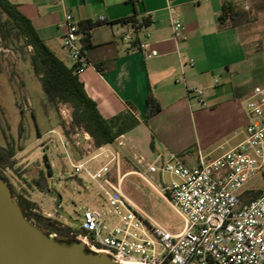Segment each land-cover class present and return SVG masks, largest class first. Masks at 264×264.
<instances>
[{"label":"crops","instance_id":"crops-1","mask_svg":"<svg viewBox=\"0 0 264 264\" xmlns=\"http://www.w3.org/2000/svg\"><path fill=\"white\" fill-rule=\"evenodd\" d=\"M10 1L18 5L39 38L67 66L72 63L57 25L66 11L78 21L82 50L89 61L78 77L87 95L106 119L130 114L138 120L123 134L122 158L133 157L134 152L152 158L155 151L168 148L185 164L189 165L190 159L197 164L198 148L196 154H183V141L178 142L183 131L176 130L174 119L178 115L183 118V103L187 104L189 118L192 101L196 100L198 107H210L229 120L238 101L264 82V0H173L186 36L179 42L172 38L166 0ZM143 20L146 24L141 27ZM138 41L148 42L149 50L157 51V55L146 57L136 50ZM191 58L193 65H189ZM187 87L201 88V98L188 97ZM149 93L161 107L149 119L156 129L152 141L143 122ZM165 111H170L166 116L170 121L164 118ZM139 128L147 132L148 138L147 134L141 139L129 136ZM141 130L138 132L143 133ZM242 134L244 137V130ZM49 163L53 172L55 163ZM30 200L42 215H55L41 211L46 201L42 197L32 196Z\"/></svg>","mask_w":264,"mask_h":264},{"label":"built area","instance_id":"built-area-1","mask_svg":"<svg viewBox=\"0 0 264 264\" xmlns=\"http://www.w3.org/2000/svg\"><path fill=\"white\" fill-rule=\"evenodd\" d=\"M166 9L172 38L176 42L185 39L184 25L174 12L173 0H166ZM57 26L62 29L68 59L80 74L89 61L83 54L79 23L66 11ZM135 48L146 57L157 55V51L149 50L146 41H138ZM189 65H193L192 58ZM186 93L188 97L201 98L203 90L187 87ZM243 103L247 117L243 139L216 157L199 153L193 166L185 164L174 151L162 148L152 158L134 152L136 169L122 172L123 134L112 144L93 147L89 156L76 161L66 151L70 176L86 177L108 208L84 210L76 229L64 224L59 212L46 217L66 225L68 236L83 242L90 251L105 252L122 263L264 264V187L254 199L245 202L242 198L246 184L258 173L264 180V82L256 85ZM83 135L84 140L90 139L88 133ZM60 141L65 148L61 138ZM75 144L78 147L80 141ZM101 156L104 163L93 169L90 163ZM129 174L137 175L163 196L183 220L180 231L167 230L133 203L123 190ZM74 182L81 184L82 179L81 183ZM56 207L62 211V202ZM32 211L39 213L37 208ZM52 235L56 237L57 232Z\"/></svg>","mask_w":264,"mask_h":264},{"label":"rangeland","instance_id":"rangeland-1","mask_svg":"<svg viewBox=\"0 0 264 264\" xmlns=\"http://www.w3.org/2000/svg\"><path fill=\"white\" fill-rule=\"evenodd\" d=\"M243 101H238L229 120L221 118L219 112L212 111L210 107H198L196 100L192 101V115L189 118L187 104L183 103V118L178 115L174 119L176 130L183 131L178 140L183 141V154H196L198 148L201 155L212 158L240 142L247 121ZM169 112H164V118L168 121L170 120L166 116H169ZM71 113L72 109L68 104L58 103L56 107L49 104L40 81L33 74L28 57L3 48L0 41V145L11 144L16 152V171L7 169L4 173L16 191H24L30 198L39 196L46 200L41 205L42 212L50 211L57 215L59 212L64 224L76 229L84 210H106L108 206L102 202L96 187L86 177L79 175L81 184H76L70 178L72 169L66 151L76 161L89 156L88 152L92 153L93 150V146L89 145L93 142L91 137L90 140H84V131L70 127ZM143 122L150 131L149 140L152 141L156 129L149 124V120L143 119ZM140 130L141 128L132 131L129 136H138L140 139L145 137L143 134L146 135L147 132L142 129L143 133H139ZM172 130L176 132L174 128ZM66 131L69 133L66 134ZM35 136L39 140H35ZM60 138L66 145L65 148ZM145 138H148V134ZM78 140L80 145L77 147L75 142ZM145 152H148L147 149ZM44 154L48 161L55 163L53 172L50 169L51 176L43 162ZM104 161L101 156L90 165L95 169ZM121 163L122 172H129L137 167L131 155L123 157ZM193 164L195 160L190 159L189 165ZM18 172L21 176L17 175ZM32 179L43 185V191L26 184ZM166 179L170 180V176L166 175ZM263 187L264 180L258 173L246 184L243 193L248 190L258 191ZM123 190L136 206L167 230L175 233L183 228L182 218L163 196L137 175L129 174L125 178ZM60 200L63 210L57 211L56 203ZM36 208L38 209L37 206Z\"/></svg>","mask_w":264,"mask_h":264},{"label":"trees","instance_id":"trees-1","mask_svg":"<svg viewBox=\"0 0 264 264\" xmlns=\"http://www.w3.org/2000/svg\"><path fill=\"white\" fill-rule=\"evenodd\" d=\"M220 19L223 20L224 16L221 15ZM129 20L132 21V19ZM143 24H146L145 20H143ZM0 41L3 48L9 49L19 56L28 57L33 74L40 81L49 104L53 107H56L58 103L68 104L72 109L70 127L88 133L95 148L112 144L118 136L138 124V120L130 114L117 115L111 119L104 118L99 113L95 102L87 95L84 85L75 71V66H67L39 38L30 19L20 11L17 4L10 0H0ZM83 54H85L84 51ZM146 103L145 121L161 110L159 102L151 93L148 94ZM61 124L64 126V122ZM68 133L69 131H66V134ZM15 153L11 144L0 145V178L9 186L24 217L46 234L57 232L55 237L57 240H75L68 236L66 227H62L55 220L42 215L40 212H33L36 204L30 200L24 191L18 192L13 188L4 172L7 169L16 171ZM43 162L47 168V173L51 176V165L46 154L43 156ZM17 175L21 176L19 172ZM26 184L30 187L34 185L43 191V185L35 179ZM259 191H245L242 198L248 202L254 199ZM63 229L66 230V235H63Z\"/></svg>","mask_w":264,"mask_h":264},{"label":"water","instance_id":"water-1","mask_svg":"<svg viewBox=\"0 0 264 264\" xmlns=\"http://www.w3.org/2000/svg\"><path fill=\"white\" fill-rule=\"evenodd\" d=\"M81 183V179L70 177ZM0 264H130L93 252L78 240H57L27 220L0 178Z\"/></svg>","mask_w":264,"mask_h":264},{"label":"flooded vegetation","instance_id":"flooded-vegetation-1","mask_svg":"<svg viewBox=\"0 0 264 264\" xmlns=\"http://www.w3.org/2000/svg\"><path fill=\"white\" fill-rule=\"evenodd\" d=\"M62 227H66V229H67V226L66 225H64ZM67 231H68V229H67ZM62 232H63V235H66V230L63 229Z\"/></svg>","mask_w":264,"mask_h":264}]
</instances>
